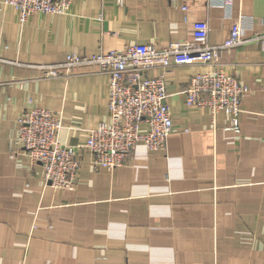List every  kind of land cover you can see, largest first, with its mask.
<instances>
[{"label":"crops","instance_id":"crops-1","mask_svg":"<svg viewBox=\"0 0 264 264\" xmlns=\"http://www.w3.org/2000/svg\"><path fill=\"white\" fill-rule=\"evenodd\" d=\"M186 8V10L184 9ZM264 31V0H73L68 14L30 17L0 0V264H264V51L249 42L216 64L154 67L164 76L174 128L163 149L139 143L126 165L97 168L81 148L74 190L43 181L17 155L29 102L59 114L58 138L83 145L110 121L109 76L93 66L45 78L40 65L196 39L219 46L234 21ZM222 68L249 91L239 132L226 111L188 106L194 75ZM65 75V76H64ZM15 154V155H14Z\"/></svg>","mask_w":264,"mask_h":264},{"label":"built area","instance_id":"built-area-1","mask_svg":"<svg viewBox=\"0 0 264 264\" xmlns=\"http://www.w3.org/2000/svg\"><path fill=\"white\" fill-rule=\"evenodd\" d=\"M1 2L14 8L20 22L25 23L36 14H68L73 0ZM116 2L122 5L124 0ZM243 29L242 21L236 19L229 38L219 46L196 39L183 44L172 43L165 48L148 43L129 44L92 56L75 51L63 62L38 66L45 78L63 76V73L68 76L82 66H93L96 72L107 74L110 121L88 130L83 145L63 144L58 138L61 116L29 102L19 119L18 150L14 153L40 165L47 186L72 191L80 170L81 148L92 154L95 167L109 170L126 165L139 143L145 144L150 151L163 149L174 128L167 103V82L163 75L148 77V70L193 63L216 64L222 51L249 42H258L264 51V31L253 38H245ZM248 91L236 76L215 68L194 75L183 94L188 106L208 108L213 116L226 111L230 117L228 130L239 132L241 104Z\"/></svg>","mask_w":264,"mask_h":264}]
</instances>
